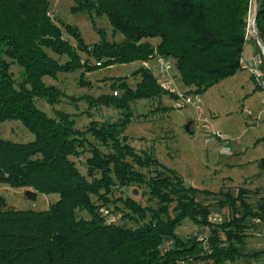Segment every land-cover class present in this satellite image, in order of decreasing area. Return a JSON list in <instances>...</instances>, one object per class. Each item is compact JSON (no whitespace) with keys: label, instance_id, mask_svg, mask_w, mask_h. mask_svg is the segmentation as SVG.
I'll return each instance as SVG.
<instances>
[{"label":"trees","instance_id":"16d2710c","mask_svg":"<svg viewBox=\"0 0 264 264\" xmlns=\"http://www.w3.org/2000/svg\"><path fill=\"white\" fill-rule=\"evenodd\" d=\"M73 1L72 12H86L92 26L95 15H105L122 40L108 42L98 28L100 38L89 44L76 25L63 23L74 45L51 16L49 0H0V124L18 120L33 134L27 141L0 136V183L23 187L31 200L38 193L58 194L39 210L5 207L0 195V264H238L237 259L260 256L264 249L249 253L244 248L248 230L258 227L252 219L264 224V204L253 209L247 187L219 191V206L228 213L214 222L210 204L200 197L210 190L186 184L174 167L130 143L125 130L142 115L133 114L131 101L164 93L177 98L152 71L142 65L135 69L132 74L140 79L133 87L126 76L111 77L115 94H83L89 108L107 106L121 113L115 121L91 120L85 129L76 126L75 113L53 107L63 92L43 79L79 70L80 82L87 84L84 75L93 69L162 56L174 59L187 94H202L242 69L249 0ZM255 12L264 45V0H256ZM146 38L159 40L150 57ZM12 64L22 68L20 80ZM256 88L263 89L259 83ZM39 99L52 105L54 115L37 106ZM87 151L83 173L72 157ZM258 166L264 175V156ZM117 213L134 225L108 219ZM186 219L201 233L207 230V249L196 234L179 235Z\"/></svg>","mask_w":264,"mask_h":264},{"label":"rangeland","instance_id":"374dc122","mask_svg":"<svg viewBox=\"0 0 264 264\" xmlns=\"http://www.w3.org/2000/svg\"><path fill=\"white\" fill-rule=\"evenodd\" d=\"M73 0H49V10L54 21L61 25L63 37L75 45L71 35L63 27V23H70L79 28L86 43L98 41V28L102 29L106 41H120L123 36L114 32L105 15L94 16V24L86 12H72ZM256 0H249L245 16V38L242 57L249 66L254 65L253 57L264 48L255 26ZM253 18V19H252ZM253 20V23H252ZM102 34V36H103ZM259 40V42H258ZM152 47V56L156 54L158 38H146ZM254 48V49H253ZM54 58L64 60L48 51ZM84 59L85 53L80 52ZM157 56V55H156ZM173 69L170 72V81L162 87L177 95L164 93L150 99L131 101L129 107L134 118L127 126L125 133L130 143L137 151L147 150L163 164L174 167L184 178L186 184L205 188L212 192L200 197L210 204V220L220 222L227 217V207H220L219 200L223 198L221 192L230 189L236 192L238 187H247L250 191L246 197L249 205L256 209L258 203L264 204V175L260 174L258 161L264 156V85L253 77L248 69H240L235 74L227 76L200 95V101L186 103L185 98H191L195 93L187 94L179 78L176 63L172 57ZM264 61V57H263ZM156 57L130 63H115L109 67L93 69L86 72L84 79L87 84L80 82V71L58 73L55 78L45 76L47 84H53L63 92L61 100L53 107L75 113L76 126L85 129L91 120L119 119V110L107 106L88 107V103L81 98L84 94L97 96L101 93H113L110 88L111 77L126 76L132 87L140 79V75L132 72L139 66L146 69L152 67ZM10 70L16 80L22 76V68L12 64ZM151 71V70H150ZM253 77V78H252ZM260 84L263 89L256 88ZM120 91L118 90V94ZM37 106L49 115H54L52 105L44 100H37ZM188 124L189 130L185 129ZM224 133L226 140L221 141L215 134ZM0 136L14 141H27L33 138L18 120H5L0 124ZM91 139V135L88 134ZM211 137L209 141H205ZM228 145L230 150L221 146ZM87 151L78 157H72L83 173L86 172L85 158ZM143 190L144 188H140ZM23 187H12L0 183V195L5 199V207L16 209H45L58 199L57 193H38L35 200L24 197ZM262 199V200H261ZM144 203V195H141ZM103 213L106 212L103 208ZM79 216L87 217L85 211H78ZM108 219L118 224L134 225L131 221H124L120 214H109ZM202 228L186 219L177 228L180 236L188 237L199 233ZM258 228H250L245 238V251H262L264 237L257 236ZM207 233V230L204 229ZM238 264H264V251L257 258L237 259Z\"/></svg>","mask_w":264,"mask_h":264},{"label":"built area","instance_id":"2783aa9c","mask_svg":"<svg viewBox=\"0 0 264 264\" xmlns=\"http://www.w3.org/2000/svg\"><path fill=\"white\" fill-rule=\"evenodd\" d=\"M253 19V18H252ZM253 23V20H252ZM254 24V23H253ZM259 42V40H258ZM259 46L261 53L259 52L257 55H255L253 57V61H254V65L253 66H249L248 63L245 61V59H243V57L241 58V68L242 69H248L250 71V73L253 75V77H255L256 80H258L261 84L264 85V61H263V57H264V48L261 46L260 42H259ZM97 64H99V62H96ZM173 63L172 60H170L169 58L166 57H162V56H157L156 57V62H154V64L152 65V67H149L150 70L152 71V73L154 74L155 78L157 79V81L161 84L164 85L166 83H168L170 81V72L173 69ZM116 93V91H114V94ZM186 103H190L192 101H200V95L196 94L194 96H192L190 99L189 98H185L184 99ZM215 136L220 139L221 141L226 140V138L224 137V133L222 132H216ZM211 137H207L205 139V141H209ZM223 149L225 150H230V147L228 145H223L221 146ZM252 221L258 225V230L256 235L260 236V237H264V224H262V221L259 217H254L252 219ZM196 238L197 240L200 241V244L202 246L203 249H207L208 248V241H207V234L205 233H196ZM171 241H166V245L170 244ZM186 260H181V264H185Z\"/></svg>","mask_w":264,"mask_h":264},{"label":"water","instance_id":"95a60500","mask_svg":"<svg viewBox=\"0 0 264 264\" xmlns=\"http://www.w3.org/2000/svg\"><path fill=\"white\" fill-rule=\"evenodd\" d=\"M256 13V12H255ZM185 129L188 131L189 128H188V124L185 125Z\"/></svg>","mask_w":264,"mask_h":264},{"label":"crops","instance_id":"0c3cea01","mask_svg":"<svg viewBox=\"0 0 264 264\" xmlns=\"http://www.w3.org/2000/svg\"><path fill=\"white\" fill-rule=\"evenodd\" d=\"M254 49V48H253Z\"/></svg>","mask_w":264,"mask_h":264}]
</instances>
